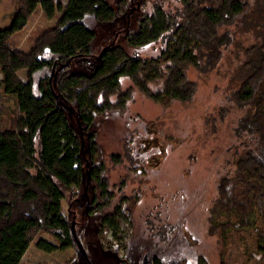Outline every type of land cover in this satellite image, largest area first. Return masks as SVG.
<instances>
[{"label": "rangeland", "instance_id": "obj_1", "mask_svg": "<svg viewBox=\"0 0 264 264\" xmlns=\"http://www.w3.org/2000/svg\"><path fill=\"white\" fill-rule=\"evenodd\" d=\"M18 0H0V28L10 23ZM62 2L67 0H54ZM117 9L121 0H106ZM245 14L228 25L231 42L221 51L213 68L186 67V78L195 85L187 101L173 100L168 106L153 102L126 76L119 79L115 93L101 96L109 107L94 113L89 123L80 121L76 102L62 104L68 125L80 138L81 175L77 185L62 187V215L77 241L82 245L90 264H141L146 255L148 264H196L199 256L208 264H264V249L258 244L255 230L261 226L259 216L254 225L231 229L221 238L208 232L214 222L234 221L221 212L211 210L219 177L231 174L237 154L257 152L254 137H237L235 128L251 111L239 107L233 92L239 84L242 64L249 58L246 50L258 45L264 37V0H246ZM160 7L174 11L176 0H128L124 12L112 21H99L90 15L81 21L94 32L90 56L73 58L65 70L67 75H89L102 49L118 46L135 59L152 58L164 48L168 34L156 41L134 46L127 33H135L139 22ZM44 18L38 9L26 27L13 37L14 46L28 51L35 39L59 19ZM48 56V55H46ZM252 56V55H251ZM250 56V57H251ZM46 73L32 75V92L38 95L37 82ZM25 81V71L17 72ZM169 71L162 78L146 82L148 92H160L167 83ZM0 70V126H9L8 117L17 110L15 98L2 93ZM264 89V77L260 84ZM120 101V102H119ZM119 102V103H118ZM89 113V109L85 114ZM101 151L103 183L88 178L89 135ZM163 153V156L159 155ZM137 167L139 171L130 168ZM143 170L144 172H141ZM75 195H71L72 193ZM104 215H113L116 228L101 223ZM39 240L53 244L56 250L46 252L37 246ZM125 244L124 251L115 243ZM101 244V245H100ZM59 243L40 233L28 245L22 264H86L75 248L59 249Z\"/></svg>", "mask_w": 264, "mask_h": 264}, {"label": "trees", "instance_id": "obj_2", "mask_svg": "<svg viewBox=\"0 0 264 264\" xmlns=\"http://www.w3.org/2000/svg\"><path fill=\"white\" fill-rule=\"evenodd\" d=\"M127 2L121 0L113 9L106 0H67L65 5L54 0H18L9 25L0 28L2 93L17 103L16 112L8 117L9 126H0V264H22L29 243L40 233L58 242L59 249L67 248L72 241L68 221L62 215V187L70 190L80 180L81 144L67 123L62 104L76 102L80 121L89 123L94 113L110 106L98 100L115 93L122 76L129 77L162 106L173 100H189L195 85L186 78V67L198 68L200 57H204L205 66L213 68L222 49L232 40L227 30L219 28L232 24L248 9L246 0H176L178 7L174 11L155 8L151 16L140 20L137 32L126 36L131 45L139 46L168 34L159 55L135 59L121 47L107 46L89 75H67L65 70L73 58L87 61L90 56L94 32L81 19L90 15L99 21H112L124 12ZM38 9L47 20L57 13L60 17L35 39L30 50L16 49L14 35L26 27ZM246 53L249 58L240 67L233 97L239 107L250 106L251 111L238 121L235 134L254 137L259 149L237 154L232 173L218 178L211 210L235 220L210 219L208 232L223 238L231 229L253 226L254 217L259 216L261 226L255 235L264 249V89L260 87L264 77V37ZM166 69L169 76L164 88L158 93L148 92L146 82L162 78ZM22 70L25 81L17 76ZM41 70L46 73L39 78L38 95H34L32 75ZM87 109L89 113L85 114ZM88 144V178L103 183L104 165L94 133L89 135ZM130 169L139 171L137 167ZM101 220L116 228L113 215H104ZM37 246L46 252L57 249L42 240ZM196 264L208 263L199 256Z\"/></svg>", "mask_w": 264, "mask_h": 264}, {"label": "flooded vegetation", "instance_id": "obj_3", "mask_svg": "<svg viewBox=\"0 0 264 264\" xmlns=\"http://www.w3.org/2000/svg\"><path fill=\"white\" fill-rule=\"evenodd\" d=\"M101 245V244H100ZM82 246V245H81ZM72 247H75L77 250H78V248H77V246H76V244L74 243V240H73V238H72V241H71V243L69 244V246L67 247V248H64V249H69V248H72ZM115 248H117V249H121L122 251H124V248H125V244H119V243H115ZM79 251V250H78ZM145 255V254H144ZM144 255H142V257L144 256ZM79 257H81V259L86 263V264H88L87 262H86V259H84V257L82 256V254L80 253V251H79ZM87 257V256H86ZM142 260V259H141ZM155 260H156V262L158 263V264H160L159 263V261L157 260V259H153V264H155ZM66 264H71V261H67L66 262ZM116 264H120L119 263V261L117 260V263Z\"/></svg>", "mask_w": 264, "mask_h": 264}, {"label": "water", "instance_id": "obj_4", "mask_svg": "<svg viewBox=\"0 0 264 264\" xmlns=\"http://www.w3.org/2000/svg\"><path fill=\"white\" fill-rule=\"evenodd\" d=\"M70 231H71V235H72V238H73V240H74V243L76 244L78 250L80 251V253H81L82 256L84 257V259H86V262H87L88 264H90L88 258L86 257V254H85L84 250L82 249L81 245L79 244V242H78L77 239H76V236H75V234H74V232H73V226L70 227ZM141 264H148V259H147V256H146V255H144V256L142 257Z\"/></svg>", "mask_w": 264, "mask_h": 264}]
</instances>
